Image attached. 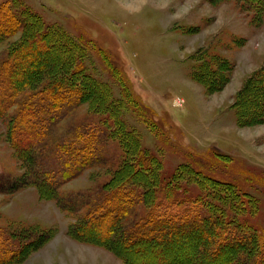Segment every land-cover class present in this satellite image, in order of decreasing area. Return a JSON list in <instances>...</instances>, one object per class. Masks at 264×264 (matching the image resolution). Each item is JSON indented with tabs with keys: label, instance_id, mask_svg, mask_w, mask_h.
Returning a JSON list of instances; mask_svg holds the SVG:
<instances>
[{
	"label": "rangeland",
	"instance_id": "374dc122",
	"mask_svg": "<svg viewBox=\"0 0 264 264\" xmlns=\"http://www.w3.org/2000/svg\"><path fill=\"white\" fill-rule=\"evenodd\" d=\"M8 1L13 2L16 14L27 7L47 24L89 42L84 49L86 73L106 83L118 99L119 82L97 49L105 48L113 59L116 56L135 97L152 111L149 118L154 125L132 110L122 111L121 117L137 131L141 146L161 163L163 174L173 175L199 201L222 204L254 231L264 233V111L240 125L234 106L237 92L254 72L263 69L259 79L264 82V7L246 0ZM20 36L19 29L0 41V61L8 45ZM47 39L53 43L47 40L41 54L52 60L32 63L46 68L38 88L52 67L60 69L69 55L75 58L65 40L63 44ZM193 66L205 67L197 73L203 83L191 77ZM220 81L219 88L214 86ZM60 83L64 91L58 100L39 94L38 89L21 88L17 102L0 117V251H6L0 255L2 262L124 264L102 245L87 240L98 239L92 235H100L115 222L112 218L131 231L127 235L140 233L141 229L131 226L144 207L138 199H118L126 186L133 193L140 189L125 186L124 179L115 181L112 189L105 185L123 151L103 122L92 139L76 134L77 125L96 121L102 113L70 99L74 93L66 90L69 84ZM251 88L244 93L246 99ZM10 119L35 126L19 141L20 153L7 132ZM84 148L88 156L82 155ZM69 150L79 153L78 157L64 158ZM79 160L85 162L79 165ZM179 165H183L184 178L179 177ZM202 175L211 183L228 180L230 186L214 185L239 195L224 202L214 195L206 198L197 183L205 189L213 183L205 185ZM245 192L253 195V206ZM79 223L86 227L85 235L92 233L87 240L69 234Z\"/></svg>",
	"mask_w": 264,
	"mask_h": 264
},
{
	"label": "trees",
	"instance_id": "16d2710c",
	"mask_svg": "<svg viewBox=\"0 0 264 264\" xmlns=\"http://www.w3.org/2000/svg\"><path fill=\"white\" fill-rule=\"evenodd\" d=\"M246 1L264 7V0ZM13 7V2L8 0L0 2V41L16 30H21V36L8 45L5 57L0 61V117L17 102L16 97L21 88L38 89L39 94L58 100L62 98L64 91L60 82H67L69 86L66 90L74 93L70 99L86 102L90 109L102 113L96 121L91 120L88 124L77 125L76 134L81 138L92 139L96 133L100 132V125L103 122L108 125L107 133L117 139L123 151L124 156L120 158L112 178L105 185L112 189L116 185L115 181L124 179L125 186L129 184L140 189L139 192L133 193L126 186L127 190L118 199L126 198L131 201L138 199L142 204L144 209L142 213L137 214L136 217L139 218L131 226L136 230L141 229L142 233L127 235L131 231H126L121 220L112 218L110 220L115 222L105 226L106 228L100 235H92L88 231V234L98 238L95 241L86 239L88 234L85 235L86 227L82 223L77 224L75 230L69 234L102 245L118 256L124 264H235V262L236 264H264V233L254 231L252 226L246 225V220L240 219L233 210L226 211L222 204H215L211 200L212 203L199 201L200 197L193 195L190 189L183 188L173 175H164L161 163L141 146L137 131L126 125L121 112L128 110L135 111L137 117L148 125L153 126L154 124L149 115L152 111L147 110V107L135 97L137 93H134L131 81L122 70L117 57L114 56L113 59L105 48L98 47L97 49L112 76L119 82L121 95L118 99L113 97L106 83L86 73L83 63L86 54L84 49L90 45L89 42L74 39L72 35L55 24H47L27 7L19 14L13 11ZM47 38H54L56 42L63 44L65 40L74 51L75 58L69 55L70 58L60 69L57 66L52 67L50 74L39 84V89L36 85L42 80L40 74L46 68L33 67L32 63L38 64L42 63V60L45 62L52 60V58L48 59L46 54H41L43 53L42 47L48 44L47 40L53 43ZM22 67L25 68L22 69ZM202 67L204 66L191 68L193 79L199 80L200 76L197 77V73L201 74L204 71ZM262 70L254 72L235 96L234 106L238 107H236V119L240 125L250 123L248 121L259 111L263 114L264 82L259 79ZM249 84L252 88L247 99H250L247 104H244L247 100L244 93L248 92ZM217 85L219 88L221 81L214 83V86L217 87ZM120 101L125 102V105H120ZM126 103L132 107L126 106ZM14 121L11 120L7 132L11 135L13 147L20 153L19 141H22L24 135L27 136L35 126L33 123L18 125L17 121ZM14 123L17 125L14 126ZM68 152L70 154H67ZM68 152L64 153V158L76 155L78 157L79 153L70 150ZM87 152L88 150L84 148L82 155ZM81 162L85 161L79 160L78 164L80 165ZM182 166H178L180 178L186 176ZM180 173H183V176ZM202 177L205 185L213 183V186L207 189L201 188V184L197 183L199 193H203L206 198L207 195L208 197L214 195L218 196L220 202H224L222 199L229 201L230 198L234 199L239 195L236 191L221 190L214 185L216 183L229 185L228 180H218V182L213 180L211 183L209 178L204 175ZM244 194L249 199L250 206H253L255 203L253 195L246 192ZM219 196L225 197L220 198ZM121 208L125 209V206H120L119 209ZM105 215L108 214L104 213ZM169 215H172L171 218ZM192 219L194 221H190ZM98 235L103 239L101 240ZM108 235H113L110 241H106ZM1 247L2 245L0 249ZM3 252L0 251L1 256ZM1 256L0 264H3L4 259Z\"/></svg>",
	"mask_w": 264,
	"mask_h": 264
},
{
	"label": "crops",
	"instance_id": "0c3cea01",
	"mask_svg": "<svg viewBox=\"0 0 264 264\" xmlns=\"http://www.w3.org/2000/svg\"><path fill=\"white\" fill-rule=\"evenodd\" d=\"M123 263V262H122Z\"/></svg>",
	"mask_w": 264,
	"mask_h": 264
}]
</instances>
